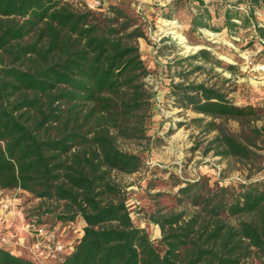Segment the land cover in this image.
Segmentation results:
<instances>
[{"label": "trees", "instance_id": "16d2710c", "mask_svg": "<svg viewBox=\"0 0 264 264\" xmlns=\"http://www.w3.org/2000/svg\"><path fill=\"white\" fill-rule=\"evenodd\" d=\"M73 1L83 0H0V189L58 203L51 215L17 208L55 240L64 236L65 251L50 264H264V176H254L263 169L264 108L236 105L205 82L173 86L180 107L201 115L192 122L213 133L204 154L248 174L214 183L180 179L178 200L191 210L150 215L158 250L134 224L112 176L143 165L119 139L149 141L153 92L138 44L146 37L140 14L119 4L78 9ZM187 1L171 0V12L188 36L197 28L227 30L246 39V48L263 45L264 0H193L185 19L179 12ZM199 54L210 58L206 49ZM77 229L72 242L69 231ZM0 264L39 263L0 244Z\"/></svg>", "mask_w": 264, "mask_h": 264}, {"label": "rangeland", "instance_id": "374dc122", "mask_svg": "<svg viewBox=\"0 0 264 264\" xmlns=\"http://www.w3.org/2000/svg\"><path fill=\"white\" fill-rule=\"evenodd\" d=\"M95 0L73 1L78 9L93 7ZM206 3L212 0H204ZM102 6L119 4L131 14H140L141 24L146 37L138 40L141 58L149 69L145 82L153 92L152 113L148 119L147 135L149 141H131L119 139L121 149L137 153L143 165L138 172L122 174L113 172L112 176L126 198L127 207L136 226L144 227L158 250L159 228L149 221L152 213L162 211L189 212L190 204L186 199L179 201L178 182L180 179L192 180L197 177L214 183L217 179H244L248 170L234 161H227L212 152L204 154L207 139L213 133L202 131L203 123L198 125L192 118L201 116L191 109L182 108L175 99L173 86L176 83L205 82L228 92L236 105L251 104L264 108V40L262 46L255 49L245 47L246 39L230 35L227 30L220 32L206 28H197L192 35L186 34L187 28L173 18L171 0H99ZM181 7L179 15L190 17L189 11H195V3L188 0ZM264 11V10H263ZM258 11L260 21L264 12ZM167 14L172 15L167 18ZM221 20L217 19L216 22ZM217 25V24H216ZM196 42L191 44L190 41ZM158 44V45H157ZM200 49L209 52V60L199 54ZM264 51V50H263ZM196 55L195 58H191ZM232 65V70L227 68ZM228 129L239 131L236 122L229 121ZM160 169H157V167ZM254 176H264L263 169ZM11 203L8 210L1 203ZM30 209L32 213L45 212L51 215L58 212V203L54 200L34 199L21 190L0 191V234L8 239L3 244L7 250H16L19 254L28 253L31 234L25 229L23 218L17 217V208ZM10 211L17 219L10 225L3 224L4 215ZM21 214L20 212H18ZM39 213V212H38ZM22 215V214H21ZM23 216V215H22ZM81 230L69 231V238L75 242ZM61 241L64 236L58 235ZM19 245V247H17ZM29 255V254H28ZM52 261H47L50 264Z\"/></svg>", "mask_w": 264, "mask_h": 264}, {"label": "built area", "instance_id": "2783aa9c", "mask_svg": "<svg viewBox=\"0 0 264 264\" xmlns=\"http://www.w3.org/2000/svg\"><path fill=\"white\" fill-rule=\"evenodd\" d=\"M99 4V0H95L92 6L95 7ZM11 206V203H1V208L3 210H8ZM25 229L31 234L30 243L27 246L28 254L37 263L46 264L47 261H56L65 251L66 245L64 243H62L60 240H55L53 235L48 234L43 227L35 226L34 222L25 221ZM13 237L14 234H11L9 239ZM9 239L6 236L0 234V244H5L9 241ZM70 244L71 242H69L67 245Z\"/></svg>", "mask_w": 264, "mask_h": 264}, {"label": "crops", "instance_id": "0c3cea01", "mask_svg": "<svg viewBox=\"0 0 264 264\" xmlns=\"http://www.w3.org/2000/svg\"><path fill=\"white\" fill-rule=\"evenodd\" d=\"M0 191H1V189H0ZM3 191H4V190H3ZM1 214H2V211L0 212V218H1V216H2ZM16 214H17V217L22 218V215H21V214H19L18 212H16ZM16 214H15L14 212L10 211V212L7 213L6 215H4V218H3V224H4V225H10V227H12L11 224H12L13 222H15V220L17 219ZM1 224H2V223L0 222V226H2ZM17 247H19V245H17ZM11 251H13V252L19 254L15 249H14V250H11Z\"/></svg>", "mask_w": 264, "mask_h": 264}]
</instances>
